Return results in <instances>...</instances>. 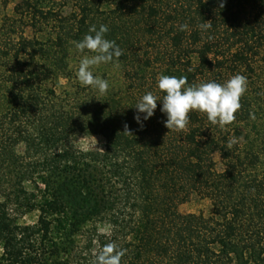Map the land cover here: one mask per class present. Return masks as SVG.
Returning <instances> with one entry per match:
<instances>
[{
	"label": "trees",
	"instance_id": "1",
	"mask_svg": "<svg viewBox=\"0 0 264 264\" xmlns=\"http://www.w3.org/2000/svg\"><path fill=\"white\" fill-rule=\"evenodd\" d=\"M15 14L0 26V264H94L109 243L121 264H264V0H23ZM101 24L124 83L103 94L71 58ZM161 74L189 85L242 74L247 91L223 127L194 110L168 129L157 101L141 129L135 103L164 95ZM82 134L105 150L76 148ZM193 195L209 214L180 212Z\"/></svg>",
	"mask_w": 264,
	"mask_h": 264
},
{
	"label": "clouds",
	"instance_id": "2",
	"mask_svg": "<svg viewBox=\"0 0 264 264\" xmlns=\"http://www.w3.org/2000/svg\"><path fill=\"white\" fill-rule=\"evenodd\" d=\"M219 7H224V0H219ZM180 27L184 30L186 25ZM201 27L206 29L210 25L203 24ZM108 32L109 28L105 24L98 28L91 25L88 34L74 45L77 52L87 49L93 53L80 59L78 80L83 86L102 94L107 92L109 83L95 75L92 69L100 64L112 63L123 55L116 41L106 38ZM247 84V77L242 74H235L223 83L207 81L195 85H189L183 76L161 74L157 87L164 95L158 97L148 91L139 97L134 106L136 112L133 119L143 129L144 122L155 114L157 101H161L160 111L166 116L164 124L168 129L183 130L189 121V113L194 110L205 113L210 124L223 127L235 119L241 107L240 98L247 91ZM124 127L127 129V124ZM124 254L115 244L109 243L96 256L94 264H121Z\"/></svg>",
	"mask_w": 264,
	"mask_h": 264
},
{
	"label": "rangeland",
	"instance_id": "3",
	"mask_svg": "<svg viewBox=\"0 0 264 264\" xmlns=\"http://www.w3.org/2000/svg\"><path fill=\"white\" fill-rule=\"evenodd\" d=\"M23 0H0V26L4 22L7 16L15 17V7ZM57 8H63L64 10H70V5H65L62 1H59L56 5ZM18 32H21V28L18 29ZM34 32L30 27H24V35L26 37L32 38L34 36ZM38 35V34H37ZM18 35L15 33L12 37L16 38ZM40 36V35H39ZM91 53L89 50L85 49L83 52H77V50L73 47L71 50V58H72V66L78 70L79 61L83 56H90ZM122 63L118 59H114L112 63L107 64H100L95 66L92 70L95 75L99 76L102 79H105L109 83V88L113 86L115 89L121 88L124 86L121 78L122 72ZM56 80L50 81V85L53 84ZM61 83L65 82V79H60ZM97 91V90H95ZM94 136V137H93ZM72 145L76 148L83 150V151H103L105 150V139L102 135L99 134H82L76 135L71 139ZM17 150L20 153L24 152V144H20L17 147ZM216 160L218 161V168H222V164L220 161V157L218 155L215 156ZM24 186L28 191H32L33 183L26 181ZM179 210L181 213H200L203 212L204 214H209L212 210L211 202L207 198L200 197L198 195H193L190 199L183 202L179 206ZM37 219V212H32L20 217L22 222L32 223ZM98 233L99 234H109L110 233V226L106 222H102L98 224ZM97 249V245L94 247V251ZM2 253V247L0 246V255Z\"/></svg>",
	"mask_w": 264,
	"mask_h": 264
}]
</instances>
